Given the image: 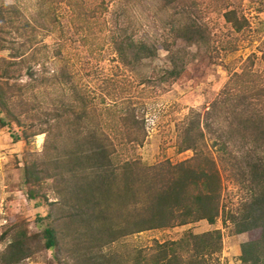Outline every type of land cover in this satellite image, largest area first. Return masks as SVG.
I'll list each match as a JSON object with an SVG mask.
<instances>
[{
  "label": "trees",
  "instance_id": "1",
  "mask_svg": "<svg viewBox=\"0 0 264 264\" xmlns=\"http://www.w3.org/2000/svg\"><path fill=\"white\" fill-rule=\"evenodd\" d=\"M171 1L176 5L186 2ZM7 10L0 6V31H7L5 26L19 30L16 19L6 16ZM180 12L178 25H172L174 37L189 44L212 46L208 27L186 8ZM95 13L89 17L92 19ZM223 16L235 31L250 25L234 8H227ZM113 44L124 65L155 56L158 49L155 43L136 38L125 27L114 35ZM33 45L22 42L14 46L0 37V50H12L10 59L0 58L7 67L0 71V77L14 76L19 66L21 69L29 65L27 72L32 81L23 84L32 94L20 100L27 106L20 112L9 105L13 93L5 94L0 85V110L23 127L26 142L46 133L45 155H35L25 163V183L35 206L49 201L45 187L54 197L46 202L51 208L42 230L30 232L19 221L2 233L8 240L0 251V264H23L50 248L55 249L54 258L62 264H208L223 247L219 228L202 233L188 231L178 239L155 240L149 249L134 247L127 254L111 249L114 243L121 244L127 236L142 231L202 219L214 224L225 212L220 154L211 148L214 145L216 150H229L231 139L219 126L222 118L230 129L233 127V133L238 131L245 148L240 183L247 188V194L237 209L230 211L231 221L236 233L260 230L257 238L241 244L240 264H264V47L261 70L244 68L233 73L207 110H193L178 125V151L193 150L192 156L176 163L166 159L146 165L137 157L120 158L118 150L122 145L142 144L145 140L146 124L134 105L120 109L117 131L123 138L118 143L105 135L102 124L85 122L98 108L81 88L68 103L42 105L36 90L47 82H61V70L50 72L49 66L40 62V47L30 48ZM165 47L172 66L164 71L162 79H176L184 66L176 61V51L167 43ZM249 61L254 65V58L249 57ZM33 63L40 64L41 69L37 70ZM25 112L32 117L29 122L19 118ZM0 123L4 125L5 121L0 118ZM209 138L213 140L211 145Z\"/></svg>",
  "mask_w": 264,
  "mask_h": 264
},
{
  "label": "rangeland",
  "instance_id": "2",
  "mask_svg": "<svg viewBox=\"0 0 264 264\" xmlns=\"http://www.w3.org/2000/svg\"><path fill=\"white\" fill-rule=\"evenodd\" d=\"M0 6L8 7L6 16L15 18L20 27L17 30L5 26L7 31H0L3 41L14 46L22 42L29 46L31 42L34 45L30 48L40 47V62H45L50 72L61 70V82L54 85L47 82L36 90L42 105L46 107L54 101L68 103L76 89L81 88L98 108L85 122L102 124L105 135L116 143L123 138L122 132L117 131L120 109L127 104L134 105L146 124L145 140L142 144L122 145L118 150L120 158L137 157L146 165L166 159L176 163L192 156L193 150L178 151V125L193 110H207L233 73L244 68L261 70L263 65L264 0H186L184 5H176L171 0H0ZM183 8L208 27L212 46L189 44L174 37L172 25H178ZM227 8L236 9L250 25L243 31H235L223 16ZM93 11L96 13L91 19L89 15ZM124 27L136 38L155 43L157 54L132 65L122 64L113 38ZM166 43L176 51L179 65L184 66L176 79H162L164 71L172 66ZM11 51L1 49L0 58L10 59ZM249 57L254 58V65ZM1 64L0 71L4 72L6 63L0 61ZM28 66L21 69L19 66L13 71L14 76L0 77L5 94L13 93L9 105L16 112L25 106L20 100L32 94L23 86L31 80ZM35 68L40 70L41 65L36 64ZM115 102L117 106L109 109ZM0 118L5 121L4 125L0 123L1 251L8 240L2 233L12 224L23 222L30 232L44 228L51 208L46 202L53 200L54 194L50 188H43L49 201L35 206L25 183V163L35 155H45L46 133L32 136L26 142L22 137L23 127L1 110ZM19 118L29 122L32 117L25 112ZM219 126L231 139L228 151L211 147L215 154H220L218 164L225 212L214 224L202 219L172 228L142 231L127 236L121 244L114 243L111 250L126 254L134 247L147 250L155 240L178 239L188 231L202 233L219 228L223 247L208 264L241 263V244L257 238L260 230L235 232L230 211L236 210L247 194V188L240 183L245 170V163L241 162L245 148L238 131L233 133L225 118ZM208 140L213 144L212 138ZM55 254L54 248L46 249L23 264H62L54 258Z\"/></svg>",
  "mask_w": 264,
  "mask_h": 264
}]
</instances>
